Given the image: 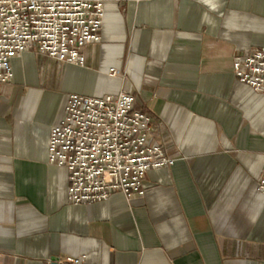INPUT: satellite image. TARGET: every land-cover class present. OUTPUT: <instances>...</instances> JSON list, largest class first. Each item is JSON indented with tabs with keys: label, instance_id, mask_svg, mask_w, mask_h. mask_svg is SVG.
Returning <instances> with one entry per match:
<instances>
[{
	"label": "crops",
	"instance_id": "crops-1",
	"mask_svg": "<svg viewBox=\"0 0 264 264\" xmlns=\"http://www.w3.org/2000/svg\"><path fill=\"white\" fill-rule=\"evenodd\" d=\"M103 1L85 66L26 52L0 85V264H264V94L233 66L264 47V0ZM74 93H130L152 117L175 162L143 196L68 202L48 140Z\"/></svg>",
	"mask_w": 264,
	"mask_h": 264
},
{
	"label": "built area",
	"instance_id": "built-area-1",
	"mask_svg": "<svg viewBox=\"0 0 264 264\" xmlns=\"http://www.w3.org/2000/svg\"><path fill=\"white\" fill-rule=\"evenodd\" d=\"M104 19L103 0H0V85L12 81L11 62L26 52L85 66V49L101 41ZM233 66L237 80L264 94V47L236 52ZM135 102L130 93L69 95L50 129L48 162L66 169L70 204L103 202L116 192L129 200L143 196L147 173L174 164L150 139L153 119L135 110ZM256 189L264 196V171ZM84 261L68 258L66 264Z\"/></svg>",
	"mask_w": 264,
	"mask_h": 264
}]
</instances>
